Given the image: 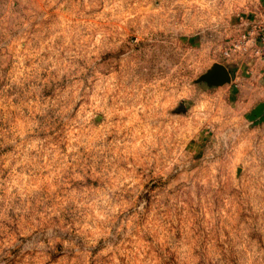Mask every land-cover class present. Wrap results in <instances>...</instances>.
<instances>
[{
	"label": "rangeland",
	"instance_id": "374dc122",
	"mask_svg": "<svg viewBox=\"0 0 264 264\" xmlns=\"http://www.w3.org/2000/svg\"><path fill=\"white\" fill-rule=\"evenodd\" d=\"M245 3L0 0V264H264Z\"/></svg>",
	"mask_w": 264,
	"mask_h": 264
},
{
	"label": "crops",
	"instance_id": "0c3cea01",
	"mask_svg": "<svg viewBox=\"0 0 264 264\" xmlns=\"http://www.w3.org/2000/svg\"><path fill=\"white\" fill-rule=\"evenodd\" d=\"M245 4L248 5L245 7L246 10L242 11L243 13H233V15L227 19L228 21L226 20V26L235 29L242 26L245 27L247 24L257 20H264V0H246ZM245 59H240V68L243 71L242 74L238 71L237 76L243 75L245 78H248V81L251 75L252 77H258L257 82L249 83V86L262 96V103H260L259 106H262V123H264V65L258 62L254 64L249 58ZM233 82L236 83V80H233Z\"/></svg>",
	"mask_w": 264,
	"mask_h": 264
},
{
	"label": "built area",
	"instance_id": "2783aa9c",
	"mask_svg": "<svg viewBox=\"0 0 264 264\" xmlns=\"http://www.w3.org/2000/svg\"><path fill=\"white\" fill-rule=\"evenodd\" d=\"M247 30L239 37L243 53L253 54L264 65V20H257L245 26Z\"/></svg>",
	"mask_w": 264,
	"mask_h": 264
},
{
	"label": "water",
	"instance_id": "95a60500",
	"mask_svg": "<svg viewBox=\"0 0 264 264\" xmlns=\"http://www.w3.org/2000/svg\"><path fill=\"white\" fill-rule=\"evenodd\" d=\"M232 77L228 68L222 63H214L196 82H203L209 87L223 86L231 83Z\"/></svg>",
	"mask_w": 264,
	"mask_h": 264
}]
</instances>
